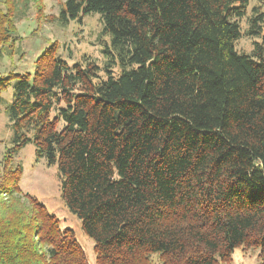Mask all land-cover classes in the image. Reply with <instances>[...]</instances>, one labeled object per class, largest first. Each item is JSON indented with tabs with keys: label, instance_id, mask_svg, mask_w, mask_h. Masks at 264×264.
<instances>
[{
	"label": "trees",
	"instance_id": "obj_1",
	"mask_svg": "<svg viewBox=\"0 0 264 264\" xmlns=\"http://www.w3.org/2000/svg\"><path fill=\"white\" fill-rule=\"evenodd\" d=\"M30 3L47 18L42 0H0V59L17 53ZM248 4L64 1L62 25L99 14L105 61L69 64L53 41L32 71L0 70L11 128L0 264H89L73 230L20 188L28 143L56 166L95 264H230L238 247L264 264V12L252 7L242 31ZM243 35L260 38L249 53L235 50Z\"/></svg>",
	"mask_w": 264,
	"mask_h": 264
},
{
	"label": "rangeland",
	"instance_id": "obj_2",
	"mask_svg": "<svg viewBox=\"0 0 264 264\" xmlns=\"http://www.w3.org/2000/svg\"><path fill=\"white\" fill-rule=\"evenodd\" d=\"M65 0H42L44 19L35 17V8L32 3L26 12L24 19H17V31L21 36L14 56H3L0 59V70L15 72L32 71L33 62L42 50L53 41L57 42V56L71 64L82 60V56L93 59L102 66L105 57L102 54L104 46L109 44V35L103 30V25L98 13H89L83 16L81 21L71 20L66 25L56 20ZM259 6L264 12V0H249L246 16L240 20L241 30L247 26V16L252 7ZM253 39L241 36L234 43L237 52L249 53L252 50ZM118 67H113L116 74ZM102 73V71H101ZM11 128L9 121L0 106V160L4 146L9 145ZM15 161L22 167V176L19 182L23 192L34 195L47 210L54 214L61 227L73 230L79 244L85 251L89 264H95L93 254V241L81 229L80 220L72 214L64 205L60 197V180L55 165L47 166L43 159L37 160L32 143L26 144L16 155ZM6 198V196H1ZM152 264H158L156 255L152 257ZM230 264H260L258 249L235 248Z\"/></svg>",
	"mask_w": 264,
	"mask_h": 264
}]
</instances>
